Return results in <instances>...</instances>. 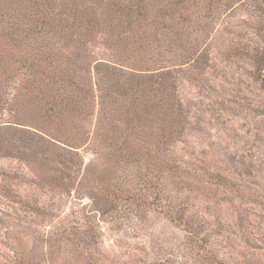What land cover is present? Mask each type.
Segmentation results:
<instances>
[{
	"label": "rangeland",
	"instance_id": "obj_1",
	"mask_svg": "<svg viewBox=\"0 0 264 264\" xmlns=\"http://www.w3.org/2000/svg\"><path fill=\"white\" fill-rule=\"evenodd\" d=\"M139 1L141 16L138 0H0V264H264V69L255 61L264 52V0ZM41 23L49 26L32 32ZM166 25L191 36L198 64L187 63ZM16 28L19 41L60 50L94 35L93 116L66 144L53 142L39 95L26 109L31 71L4 52L6 31ZM131 29L136 41L151 29L144 55L141 45L117 41ZM120 57L126 67L111 68L113 83L98 88L110 70L99 79L97 62ZM151 68L174 72L177 95L193 112L164 127L177 138L161 143L169 168L156 172L154 193L136 166L142 156L130 155L145 146L111 124L132 104L122 103L131 74ZM35 81L43 101L47 82ZM151 116L149 126L159 127ZM18 118L33 125L23 132ZM39 156L64 163L55 166L61 176L69 171L64 183L50 180L52 167L38 170Z\"/></svg>",
	"mask_w": 264,
	"mask_h": 264
},
{
	"label": "trees",
	"instance_id": "obj_2",
	"mask_svg": "<svg viewBox=\"0 0 264 264\" xmlns=\"http://www.w3.org/2000/svg\"><path fill=\"white\" fill-rule=\"evenodd\" d=\"M137 4V8L139 10L138 14L139 16H141V2L138 0ZM185 4L186 3L184 2V0L178 3L180 7L181 5ZM183 15H185L184 12L182 14L179 13L177 17L181 18L184 21L185 18L182 17ZM58 16L59 15H55L53 17L55 20H57L56 18H60ZM130 25H132V23H130ZM48 26L49 23H41L36 26V31L34 29V31L32 32L38 34L43 30L42 28L46 29ZM164 30H166V32L170 31L175 35L173 44L180 45L181 43L179 48H184L183 52L185 54L183 55V57L188 61L187 63L192 62L193 65L198 64V62L201 60H198V57H200L201 55L192 53L193 45L190 41L191 36L188 35L189 37H185L179 29H175V25H166ZM131 32V38L128 36L125 37L120 35L116 37L117 41L124 43V41L127 40L129 42L130 40L131 44L141 45L147 42V39H149V33H152L151 29L149 31L140 32V37L138 38L137 43V41L135 40V36L138 33V30L131 29ZM159 32L160 31L156 29V34L153 33L154 39L156 35L158 36ZM18 34L19 30L17 28L13 29L12 31H6L5 38L8 39L7 43L9 42V46L4 52L7 53L6 55H8L11 60L14 59L13 61L15 62V64L20 63V65L23 67L22 70L26 68L31 71L27 75L29 78L28 80H32L31 82L33 84V91H29L30 93L28 95H25L26 109L30 110L32 108L34 99L36 97L38 98L39 95V100L40 103H42L43 108L41 117L44 119V123L49 124V126L51 127V131L56 132V134L53 135V142H60L59 139H61L65 143L67 133L73 131L79 134L82 122L86 121L89 116H93L90 108L94 107L95 105L93 100L95 94L94 92H92L95 84H93L94 82H92L91 72L92 70H94L93 64L96 63V61L93 60L95 62H89L91 60V57L90 54H88L89 51H87V46L89 43H93L94 35L86 37V40L76 39L72 41L71 44L68 42L64 49L60 50L51 47L50 44L43 45L33 42L24 43V41H19L16 38L19 36ZM182 37L185 38L183 39ZM1 40L3 43H5L3 37L1 38ZM109 40L112 39H106V41ZM155 41H157V38L155 39ZM183 42L185 43V45H182ZM146 45L149 46L147 43ZM146 45H141V47L144 49H139V52H142L143 55L144 52L148 49L146 48ZM1 51H3V48L1 49ZM255 59L256 63H258L261 68L264 69V52L258 54ZM123 61L124 60L120 57V59H117L116 63L97 62L95 69L97 67V74L99 75V79L103 71L110 70L108 76L106 74L103 75V77H105L101 79V81H99V86L97 85L98 88L109 87V85L113 83V70H111V68L116 67V65H118L119 68L126 67L121 64ZM163 70L155 72V70L151 68V70H147L145 73L134 72L135 75L131 74V81L127 83L125 82L128 85L127 88L125 87L128 92L122 97L124 99L122 103L127 102L125 100H127L128 97H131L132 104L130 106H126L125 104L124 108L127 107L126 112L123 111L122 113V110H125L124 108L119 111L123 115L121 121L115 120V122L111 123L114 127H116L117 124L119 126H124L123 129L127 130L126 135H128V133H133L134 139L145 146H140V148L137 147V149L135 150L131 149L130 155H132V158L138 153L142 156L144 161L141 162V164L137 162L136 166L138 168V171L140 172L141 178L144 180L143 183L145 188L148 191H152V193H154L158 187L157 182L159 181V176L157 177L156 172L164 174V172H166V170H168L169 168L168 161L170 159L169 156L167 158V151L165 150V152L162 149V145H169L171 139L177 138V131L166 130L164 129V127L170 128V126H168V123L170 122H172L171 124L175 126L179 121H182L185 118L188 119L191 114L193 115L191 107L189 106L186 109V106L182 104V100L177 95L176 89L178 88V83L177 79L174 78V72L172 70ZM37 78H39L40 80H45L47 82V91L49 92V94L45 98L42 97L43 101L40 98V92L42 91L41 87H39L40 84H38L39 86L36 85L37 81L35 80H37ZM2 81L3 78L0 77V82ZM48 83H50L51 85H49ZM120 86H122V84ZM101 90L102 89H100V91ZM125 95H127V98ZM100 102H102L101 111H105L106 113L107 107H110L109 101L101 100ZM37 109H40L38 104L36 106V110ZM126 113H128L129 117L126 115ZM150 113L152 114L151 119L156 121L159 127L151 128L149 126L151 120H149L148 116L150 115ZM13 121H15V123L19 126L23 127H19L23 132H25L24 126L33 125L32 120H30L29 123L24 121L22 118H20L18 121H16V119H14ZM131 123H133L134 126L131 127V125H129ZM58 133H62V135H59ZM162 133H164V136L162 135ZM153 138H158V141H156L155 143L152 142ZM143 139L146 140L143 141ZM3 143L7 144V142L4 140ZM15 149L17 150L16 147ZM33 152L35 154L34 150ZM61 159L63 160V157ZM33 163L36 164L38 170H40V168L43 169V166H48L49 168L45 167L46 173L52 167L51 172H53L54 176H48L52 181H60L61 177L63 176L64 179L61 182L64 183L65 178L69 176V171L68 173H62L61 176V166L64 163H61L60 160L56 161L54 157L46 159L39 156V158L36 157V159L33 160ZM56 165L61 166L55 168ZM144 197L145 200L150 199L147 195H144ZM135 200L140 202L139 198H136ZM188 223L189 222L187 218V226Z\"/></svg>",
	"mask_w": 264,
	"mask_h": 264
}]
</instances>
